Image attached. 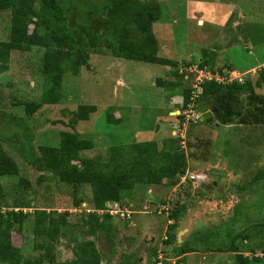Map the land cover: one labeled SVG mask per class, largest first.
I'll list each match as a JSON object with an SVG mask.
<instances>
[{
	"label": "rangeland",
	"instance_id": "rangeland-1",
	"mask_svg": "<svg viewBox=\"0 0 264 264\" xmlns=\"http://www.w3.org/2000/svg\"><path fill=\"white\" fill-rule=\"evenodd\" d=\"M77 1L74 9L79 12L81 3ZM154 1L162 6V17L154 24L161 56L185 63L200 59L207 51L211 66L232 64L244 79L258 78V69L264 67V0ZM0 10V40L9 41L10 0H0ZM33 28L34 24L30 30ZM23 36L29 41V31ZM44 51L39 46L30 51L14 50L8 69L0 71V110L21 118L20 124L25 127L22 134L19 123L1 120L0 133L17 134V142L24 138L28 144L30 141L36 156L41 145L58 143L61 131H77L95 142L94 149L85 153L102 157L107 156L112 145L155 139L161 142L171 135L169 92L158 85L157 79L165 78L166 71L172 73L173 67L117 58L107 50H87L89 66H83L76 75L66 73L59 102L45 104L28 116L17 104L21 100L41 99L45 89L40 70ZM256 89L264 93V89ZM81 104L97 106L89 120L76 121ZM109 114L121 117V121H109ZM158 125L164 129L156 130ZM186 132L184 138L189 145L182 146L189 156L190 171L206 173L207 181L138 184L126 192L124 203L130 218L114 216L109 226L93 237H85L95 240L102 264H119L131 254L136 255V260L131 255L127 262L130 264H181L183 258L186 264H235L233 247L245 256L262 259L253 264H264V122L231 126L192 123ZM3 146L20 165V176L30 180L29 188H25L18 184L19 176L3 178L2 188L9 204L5 207L31 213L43 209L67 213L71 227L64 228L55 242L56 263L52 264L72 260L73 247L84 238L80 234L79 213L83 207L93 208L90 186L74 188L61 183L52 173L32 164L29 157L20 153V147L9 142H3ZM257 174L260 177L255 180ZM75 199L84 201L75 206ZM15 201H29L31 205L12 204ZM177 204L185 206L186 212L176 229V240L166 243L172 222L170 212L163 206L169 205L171 211ZM32 220L31 215L23 233L13 234L14 246L31 258L44 251L36 248L34 242L45 238L35 239ZM184 242H189L195 251L178 255L176 247Z\"/></svg>",
	"mask_w": 264,
	"mask_h": 264
},
{
	"label": "trees",
	"instance_id": "trees-1",
	"mask_svg": "<svg viewBox=\"0 0 264 264\" xmlns=\"http://www.w3.org/2000/svg\"><path fill=\"white\" fill-rule=\"evenodd\" d=\"M78 1L81 3L78 5L79 12L74 9L76 0H10L11 36L9 41L0 42V71L8 69V61L14 50L30 51L33 46L45 48L40 69L45 78V89L41 99L21 100L17 104L23 107L28 116L33 115L45 104L59 102L66 73L71 71L76 75L83 66H89L90 53L87 50L99 53L107 50L117 58L173 67L170 76L158 78L157 83L173 93L187 84L182 93V112L172 116L177 125H183L185 121L183 112L189 109L190 102H194L197 111L199 104L207 105L215 123L245 125L264 122V93H258L256 89H264V67L258 69L259 75L255 81L243 77L242 80L228 81L227 71L237 69L229 64L219 68L211 66L207 51L202 54V59L187 60L185 63L160 56L154 24L162 17V6L157 1L100 0L96 4L93 0ZM32 24L34 28L30 30ZM28 31L29 41L23 36L27 35ZM192 64H197L200 70L210 71L214 75L213 78L204 79L200 83L202 91L194 99L191 96L196 90L195 73H191L188 78L185 77V73H180L181 67ZM217 74L223 76L225 80L217 79L215 76ZM96 111L97 106L94 104H81L76 112V121L89 120L91 114ZM108 119L114 122L121 121V117L116 118L113 114H109ZM1 120L19 124L23 121L12 112H5L4 109L0 110ZM192 123L213 125L202 118L191 120L186 131ZM21 128L24 134L23 124ZM155 129L158 130V127ZM14 137H17V134L8 136L0 133V264L4 261H12L13 264L56 263L55 242L63 234L64 228L71 227L67 213L56 214L55 211L48 212L45 209L25 213L22 209L5 207L9 204L2 188L3 178L19 176L18 184L25 188H29L30 180L20 176V165L4 149L3 142H9L14 146L21 143L18 146L20 153L26 158L29 157L32 164L43 171L52 173L54 179L59 182L73 185L74 188L84 185L91 188L93 211L88 212L83 207L79 213L82 220L80 234L84 238L77 241L73 247L72 260L63 264H102L101 252L95 240L85 237H93L98 231L109 226L114 216L109 212L100 213L108 209L107 203L118 202L121 207H128L127 203H124L125 194L134 190L138 184L174 185L190 170L189 156L186 147L182 146L189 145V141L179 135L171 134L161 142L145 140L112 145L105 157L87 155L85 152L94 149L95 142L77 131H61L59 142L41 145L36 156L31 149L30 141L28 144L24 138L17 142ZM259 177L257 174L255 180ZM83 201L75 199L74 205L78 206ZM24 203L31 205L29 201L12 202L15 205H26ZM168 212L169 221L172 223L168 228L166 243H171L172 240H176V229L179 227L180 219L185 215L186 207L177 204ZM31 215L35 239L45 236L42 240L34 242L36 248L44 251L33 258L13 244L14 232L23 233V226ZM232 250L236 252L235 264H253L255 260L262 262L261 258L253 259L238 252L236 247ZM175 251L182 255L195 249L189 242H184L177 246ZM131 255L135 257V262L136 255ZM131 255L126 256L128 260H123L119 264H130L127 262ZM181 264H186L185 258L181 260Z\"/></svg>",
	"mask_w": 264,
	"mask_h": 264
},
{
	"label": "built area",
	"instance_id": "built-area-1",
	"mask_svg": "<svg viewBox=\"0 0 264 264\" xmlns=\"http://www.w3.org/2000/svg\"><path fill=\"white\" fill-rule=\"evenodd\" d=\"M180 73H185L186 78H188V76L191 73H195V75H196L197 83L194 85V87H196V90L193 91V95L191 96L192 99H194L197 96V94L202 91L201 87H199L200 83L204 79H207V78L211 79L214 76L210 71H205L203 69L200 70L198 68L197 64H192V65L187 66V67H181ZM227 73L229 74V77L226 79L228 81H233L234 79H241L242 80L241 74L238 73L237 71H227ZM215 76L219 80H225V78L219 74H217ZM183 114L185 116V121L183 122V125L180 126V125L176 124V128L173 131V134L175 136L178 135V133H180V136L182 138H184V136H185L184 133L186 132V127H187L188 123L191 120H199L202 118V115L199 112V110L197 111L194 108V102L189 103V109L184 110ZM183 143H184V141H183ZM184 179L192 181V182H196V183H202V182L207 180V176L203 173L188 171L184 174L182 180H184ZM107 206H108V209L102 210V211H100V213L109 212L112 216H120L121 215V216H123L122 218H124V217L130 218V210L128 207H121V205L118 202H108ZM163 208H166L168 210L169 206L164 205ZM16 210H18V209H16ZM87 211L88 212L93 211V208H89V209H87Z\"/></svg>",
	"mask_w": 264,
	"mask_h": 264
},
{
	"label": "crops",
	"instance_id": "crops-1",
	"mask_svg": "<svg viewBox=\"0 0 264 264\" xmlns=\"http://www.w3.org/2000/svg\"><path fill=\"white\" fill-rule=\"evenodd\" d=\"M160 51V50H159ZM204 52V51H203ZM203 54V53H202ZM160 55V54H159ZM161 56V55H160ZM163 57H165V56H163ZM167 58H169V57H167ZM172 59H174V58H172ZM200 59H202V58H200ZM175 60H178L179 61V59H175ZM228 64V63H227ZM226 63H223V66H226L227 65ZM230 65V64H229ZM232 65V64H231ZM164 66H166V65H164ZM233 66V65H232ZM168 68L167 69H169L170 68V66H167ZM234 67V66H233ZM235 68V67H234ZM166 73H167V75L165 76L166 78L167 77H169L170 76V73H168V71H166ZM172 76V75H171ZM158 80V79H157ZM180 91V90H179ZM179 91H177V92H175V93H173V92H169V102H168V109H169V118H168V120L170 121V126H171V134H173V131H174V129H175V127H174V124H175V119H173L172 118V116H174V115H177V112L178 113H181L182 112V104H183V95L182 94H180L179 93ZM207 106V105H206ZM210 109V108H209ZM211 111V110H210ZM212 113V112H211ZM213 124H215V122H213ZM228 126H231V125H228ZM158 127V130H162V126L160 127V125H158L157 126ZM156 127V128H157ZM164 129V128H163ZM156 140V139H155ZM194 172H197V171H194Z\"/></svg>",
	"mask_w": 264,
	"mask_h": 264
},
{
	"label": "water",
	"instance_id": "water-1",
	"mask_svg": "<svg viewBox=\"0 0 264 264\" xmlns=\"http://www.w3.org/2000/svg\"><path fill=\"white\" fill-rule=\"evenodd\" d=\"M198 110L201 113L203 120H205L207 123H213L214 118H213L212 113H211L208 106H206L204 104H199ZM216 184H217V182L214 183V185H216ZM222 191H223V188H220V192H222ZM180 233H183V231H180ZM178 236H179V240H181L180 235H178Z\"/></svg>",
	"mask_w": 264,
	"mask_h": 264
},
{
	"label": "clouds",
	"instance_id": "clouds-1",
	"mask_svg": "<svg viewBox=\"0 0 264 264\" xmlns=\"http://www.w3.org/2000/svg\"><path fill=\"white\" fill-rule=\"evenodd\" d=\"M235 71H237V70H235ZM238 72V71H237ZM198 107V106H197ZM180 114V113H179ZM203 119V118H202ZM172 135H174V134H172ZM175 136V135H174ZM188 171H190V170H188ZM187 171V172H188ZM190 172H194V171H190ZM186 173V172H185ZM184 173V174H185ZM198 173H202V172H198ZM203 174H205L206 176H207V174L206 173H203ZM207 179H208V176H207ZM207 181V180H206ZM206 181H204V182H206ZM204 182H202V183H204ZM202 183H200V184H202ZM169 206V205H168ZM169 209H170V206H169ZM169 209L167 210V211H169ZM25 213H26V211H24Z\"/></svg>",
	"mask_w": 264,
	"mask_h": 264
},
{
	"label": "flooded vegetation",
	"instance_id": "flooded-vegetation-1",
	"mask_svg": "<svg viewBox=\"0 0 264 264\" xmlns=\"http://www.w3.org/2000/svg\"><path fill=\"white\" fill-rule=\"evenodd\" d=\"M10 13L12 14V7H11V12ZM11 14H10V17H11ZM8 29H9V35L11 36V22H10V27ZM0 42H1V40H0Z\"/></svg>",
	"mask_w": 264,
	"mask_h": 264
}]
</instances>
